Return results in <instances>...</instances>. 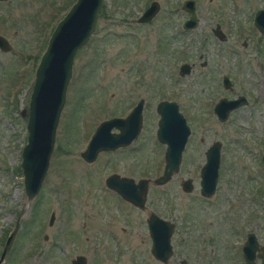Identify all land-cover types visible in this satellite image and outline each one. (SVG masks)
Segmentation results:
<instances>
[{
    "label": "rangeland",
    "instance_id": "obj_1",
    "mask_svg": "<svg viewBox=\"0 0 264 264\" xmlns=\"http://www.w3.org/2000/svg\"><path fill=\"white\" fill-rule=\"evenodd\" d=\"M151 1L157 13L136 22ZM182 1L102 0L93 32L73 57L48 165L27 202L19 168L26 140L21 111L48 37L72 3L0 0V35L11 46L0 50V249L20 218L2 264H70L77 255L86 264H159L149 254L146 215L107 192L103 179L112 172L133 179L161 173L154 107L162 99L178 104L190 128L179 170L161 186L149 184L144 203L175 223L165 263L184 257L186 264H243L245 234L264 244V36L252 25L264 0H194L198 22L189 30L182 27ZM216 24L224 40L213 36ZM184 63L189 73L179 76ZM223 75L230 88L221 87ZM236 94L247 103L218 121L213 103ZM139 97L146 102L140 139L85 162L79 153L95 126L125 116ZM214 141L220 143L218 177L213 194L203 198L198 171ZM185 178L190 192L179 186Z\"/></svg>",
    "mask_w": 264,
    "mask_h": 264
},
{
    "label": "water",
    "instance_id": "obj_2",
    "mask_svg": "<svg viewBox=\"0 0 264 264\" xmlns=\"http://www.w3.org/2000/svg\"><path fill=\"white\" fill-rule=\"evenodd\" d=\"M101 3L102 0H75L54 26L34 69L27 111L24 109L21 111L23 115L26 114V140L21 148L19 168L27 202H30L37 194L48 165L54 144L55 128L71 75L73 57L86 44L93 32ZM181 8L187 13V18L182 23L183 29L194 28L198 22L195 1L184 0ZM158 9V3L151 1L136 18V22H149ZM252 23L256 30L264 36V9L254 12ZM214 32L219 38L223 37L217 25ZM10 48L8 41L0 35V50L7 52ZM189 68L190 65L184 63L179 66L178 73L187 74ZM221 83L224 88L231 87L229 79L224 75ZM246 103V98L242 95L231 99L222 97L213 104L212 113L218 121L223 122L231 111ZM154 108L158 116L155 138L159 143L165 144V150L163 170L152 182L155 185H161L178 171L190 128L176 102L162 99L156 103ZM141 120L142 100H138L124 117L113 116L100 121L90 135L85 148L79 153L80 157L90 163L100 152L113 151L127 146L136 138ZM219 155L218 141L212 142L204 152V162L199 171L198 182L199 192L204 197H210L214 192ZM261 163L264 166V152L261 156ZM104 183L107 188L115 191L126 202L137 208L144 206L148 190L146 179L134 181L130 177L114 173L108 175ZM181 185L184 191H189L191 188L189 180L182 182ZM51 219L52 214L48 224L51 223ZM19 221L18 217L3 241L0 249V264L3 263L10 250L20 225ZM146 224L151 239L150 253L156 260L165 263L172 253L170 236L174 230L173 223L160 218L155 213H150ZM258 249L260 253L255 254ZM241 253L244 264H253L256 256L259 257L260 264H264V244L258 248L252 234L247 236ZM70 264H86V259L82 255H77L71 259ZM181 264H184V261Z\"/></svg>",
    "mask_w": 264,
    "mask_h": 264
},
{
    "label": "flooded vegetation",
    "instance_id": "obj_3",
    "mask_svg": "<svg viewBox=\"0 0 264 264\" xmlns=\"http://www.w3.org/2000/svg\"><path fill=\"white\" fill-rule=\"evenodd\" d=\"M180 8H181V5H180ZM258 9H264V8H257V9H255L254 10V12L256 11V10H258ZM253 15H254V13H253ZM252 19H253V17H252ZM217 25V24H216ZM215 28H216V26H215ZM221 34H223L222 32H220ZM212 34H213V36H215L217 39H219V40H224V38H225V36L224 35H222L223 37L222 38H219L218 37V35L216 34V32H212ZM180 66V65H179ZM190 69V68H189ZM178 71H179V67H178ZM178 71H177V73H178ZM189 73V72H188ZM178 75L179 76H182V75H180L179 73H178ZM221 87H223V85H222V83H221ZM224 88V87H223ZM225 89V88H224ZM238 96V94H236V95H234V97H237ZM233 97V98H234ZM138 100H142V120H141V126H140V130H139V132H138V134H137V136H136V138L131 142V143H133V142H135V141H137L138 139H140V137L142 136V133H143V131H144V128H145V119H144V116H143V114H144V110H145V106H146V102L144 101V98H142V97H139L133 104H131L130 105V107H129V110H128V112L133 108V106L136 104V102L138 101ZM217 100V99H216ZM169 101H172V100H169ZM158 102V101H157ZM156 102V103H157ZM215 103V102H214ZM213 103V104H214ZM156 105V104H155ZM178 105V104H177ZM178 109H179V106H178ZM180 111V110H179ZM127 112V113H128ZM181 112V111H180ZM211 112H212V110H211ZM157 116V115H156ZM184 116V115H183ZM157 118H158V116H157ZM156 122H157V119H156ZM187 123V122H186ZM155 132V131H154ZM190 135V134H189ZM189 137V136H188ZM188 139V138H187ZM157 142V141H156ZM187 142V141H186ZM130 143V144H131ZM158 144H159V146H161L162 148H163V151H162V155H163V152H164V150H165V144H161V143H159V142H157ZM220 144V143H219ZM129 145V144H128ZM127 145V146H128ZM185 145H186V143H185ZM124 147H126V146H124ZM124 147H120V148H124ZM185 148V147H184ZM118 149V148H117ZM116 150V149H115ZM206 150V149H205ZM114 151V150H113ZM202 166V165H201ZM201 166H200V168H201ZM200 168H199V171H200ZM162 170H163V166H162ZM162 170H161V172H162ZM178 170H179V168H178ZM199 171H198V176H199ZM110 174H114V172H112V173H110ZM110 174H108V175H110ZM115 174H118V173H115ZM161 174V173H160ZM108 175H106L105 176V178L108 176ZM119 176H124V175H120V174H118ZM159 175V174H158ZM157 175V176H158ZM157 176H154V177H137V178H135V179H133L132 177H130V178H132L134 181H136V180H138V179H146L147 180V184H148V189H149V184H152L153 186H161V185H155L153 182H152V180L155 178V177H157ZM124 177H128V176H124ZM217 177H218V172H217ZM105 178L103 179V188L107 191V192H111V193H113V194H115L116 195V197H118V199L119 200H121V201H123L124 203H127V204H129L130 206H132L133 208H135V209H137V210H139V211H141V212H143L146 216H145V219H144V224H145V228H146V234H147V238H148V242H149V254H150V256H151V258L154 260V261H156V262H158L159 264H166V263H163V262H161V261H159V260H156L155 258H153V256L151 255V253H150V246H151V239H150V236H149V233L147 232V224H146V220H147V218H148V216H149V214L150 213H154L153 211H151V210H146V208H145V204H144V206L142 207V208H137V207H135V206H133L132 204H130V203H128V202H126L125 200H123L115 191H113V190H111V189H109V188H107L106 187V185H105V183H104V181H105ZM186 180H189V183H190V186H191V188H190V190L189 191H184L183 189H182V182H184V181H186ZM198 182H199V180H198ZM165 184V183H164ZM199 185V184H198ZM179 186H180V188H181V190L183 191V192H190L191 190H192V188H193V186H192V181H191V179L190 178H185V179H181L180 180V182H179ZM214 190H215V188H214ZM199 195L201 196V197H203V198H207V197H204V196H202L201 194H200V192H199ZM156 214V213H155ZM158 215V214H157ZM160 217V216H159ZM160 218H162V219H165V220H168V221H170V222H172L173 223V227H174V229H175V223L173 222V221H171L170 219H168V218H163V217H160ZM173 234H174V230H173V232H172V234H171V236H170V244H171V250H172V253H171V255H170V257L172 256V254H173V244H172V236H173ZM249 234H252L253 235V237H254V234L253 233H251V232H248L247 234H245V236H244V239H243V242L240 244V246H239V249H240V252H241V248H242V246H243V244L245 243V241H246V239H247V236L249 235ZM254 239H255V237H254ZM256 240V239H255ZM182 241V240H181ZM257 246H258V244H257ZM260 246H258V248H259ZM260 253V250L258 249V250H256L255 251V254H259ZM170 257L168 258V261H169V259H170ZM241 259H242V261H243V258H242V253H241ZM258 260V264H260V259H259V257H257L256 256V258H255V261H257ZM167 261V262H168ZM176 261H177V263L178 264H181L182 263V261H184V264H186V259L183 257V258H179V257H177L176 258ZM243 264H244V261H243Z\"/></svg>",
    "mask_w": 264,
    "mask_h": 264
},
{
    "label": "trees",
    "instance_id": "obj_4",
    "mask_svg": "<svg viewBox=\"0 0 264 264\" xmlns=\"http://www.w3.org/2000/svg\"><path fill=\"white\" fill-rule=\"evenodd\" d=\"M62 3H64V8H66L67 6H69L72 2H70L69 0H63V2ZM38 58V56H33V59H37ZM31 58H30V56H28V61L30 60ZM34 210H35V208H34Z\"/></svg>",
    "mask_w": 264,
    "mask_h": 264
}]
</instances>
